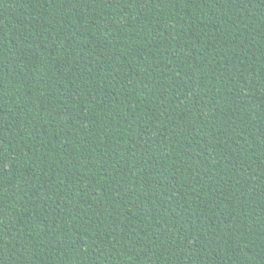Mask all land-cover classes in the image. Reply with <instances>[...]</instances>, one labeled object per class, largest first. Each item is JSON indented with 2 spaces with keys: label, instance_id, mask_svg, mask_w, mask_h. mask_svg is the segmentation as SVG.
<instances>
[{
  "label": "trees",
  "instance_id": "trees-1",
  "mask_svg": "<svg viewBox=\"0 0 264 264\" xmlns=\"http://www.w3.org/2000/svg\"><path fill=\"white\" fill-rule=\"evenodd\" d=\"M0 264H264V0H0Z\"/></svg>",
  "mask_w": 264,
  "mask_h": 264
}]
</instances>
